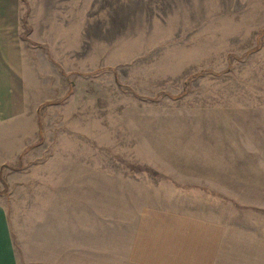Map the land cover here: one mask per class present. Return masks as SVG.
Segmentation results:
<instances>
[{
  "label": "rangeland",
  "instance_id": "rangeland-1",
  "mask_svg": "<svg viewBox=\"0 0 264 264\" xmlns=\"http://www.w3.org/2000/svg\"><path fill=\"white\" fill-rule=\"evenodd\" d=\"M0 57L16 264H139L180 218L264 264V0H0Z\"/></svg>",
  "mask_w": 264,
  "mask_h": 264
},
{
  "label": "crops",
  "instance_id": "crops-1",
  "mask_svg": "<svg viewBox=\"0 0 264 264\" xmlns=\"http://www.w3.org/2000/svg\"><path fill=\"white\" fill-rule=\"evenodd\" d=\"M3 61L0 57V97L3 99L1 112L6 113L9 109L11 110V77L10 69L1 65ZM169 220L170 229L168 227L161 235H165L168 239L163 243L165 251L148 256V248L151 245L148 241H141L143 245L140 249L136 244V262L139 264H210L216 257L218 248L219 234L216 229L218 226L197 219ZM0 264H16L6 210L0 211Z\"/></svg>",
  "mask_w": 264,
  "mask_h": 264
}]
</instances>
